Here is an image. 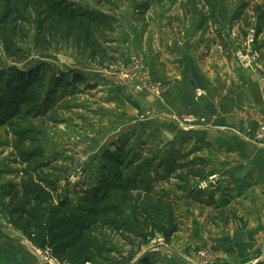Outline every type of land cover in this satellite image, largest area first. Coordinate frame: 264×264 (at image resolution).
I'll return each mask as SVG.
<instances>
[{
	"label": "rangeland",
	"instance_id": "374dc122",
	"mask_svg": "<svg viewBox=\"0 0 264 264\" xmlns=\"http://www.w3.org/2000/svg\"><path fill=\"white\" fill-rule=\"evenodd\" d=\"M98 1L81 0L79 3L94 9ZM135 1L116 0L118 29H123L129 38H136L137 48L128 56L121 49L124 59L112 70L96 69L78 60L76 50L36 54L29 48L30 59L19 64L0 42V70L14 66L29 70L45 63L62 71L80 72L83 76V82L75 88L76 95L59 101L58 110L46 119L19 121L13 127L0 128V182L18 181L26 168L14 145L15 129L32 128L41 132L45 157L60 169L69 170L71 186L79 189L96 185L104 152L114 149L125 137L133 138L131 144L136 148L147 144L156 153L163 151L165 156L172 150L181 151L186 163L207 164L212 175L191 181L184 195L175 189L180 184L175 180L156 184L153 193L166 191L183 197L191 191L199 192L205 199L214 197L215 206L206 207L193 200L180 204V230L168 242L155 223L138 216L135 204L139 195L134 196L129 206L110 204L113 211L95 228L96 264H247V248L238 243L248 238L247 247L251 243L253 249L264 252V238L262 242L256 241L257 234H264V221L249 240L252 235L246 230L251 227H244L238 202L216 200L220 176L215 169V158L209 154L218 155L221 151L204 145L193 133L207 124L208 117L186 114L172 118L155 112L153 96L160 95L166 85L155 80L154 74L157 70L163 74L164 69L167 73L173 62L183 58L186 70L195 76L191 82L193 93L205 104L208 81L215 84L234 77L233 71L241 66L255 77L264 93V27L257 35V19H253L252 12V7L264 4V0H152L145 15L137 14ZM243 6L246 9L240 10ZM176 49L181 53L184 49L187 54H178ZM191 54L194 58L189 60L187 56ZM134 57L142 61L145 75L133 70ZM196 66L206 75L208 81L199 71L206 85L201 78L197 85ZM227 94L230 95L229 90L223 92V96ZM245 100L231 115L236 129L222 131L231 133L226 135L233 140L235 137L252 138L264 147V114L254 101L248 97ZM168 122H176L181 132L159 129ZM158 129L163 134L157 133ZM138 206L141 207V202ZM0 264H58L24 238L8 218L1 200Z\"/></svg>",
	"mask_w": 264,
	"mask_h": 264
},
{
	"label": "trees",
	"instance_id": "16d2710c",
	"mask_svg": "<svg viewBox=\"0 0 264 264\" xmlns=\"http://www.w3.org/2000/svg\"><path fill=\"white\" fill-rule=\"evenodd\" d=\"M80 1L0 0V42L6 53L21 64L30 59L29 48L36 54L76 50L77 59L89 66L114 69L124 59L114 38L119 4L99 0L98 8L90 9ZM151 1L136 0L137 14L145 15ZM252 12L258 35L264 27V4L254 5ZM82 82L80 72L45 63L29 70L18 66L0 70V128L46 119L58 110L59 101L76 95ZM13 136L26 168L18 181L0 182V200L24 238L58 264H96L95 228L113 211L110 204L129 206L139 195L138 216L155 223L168 242L180 230V204L193 200L215 206L214 197L205 199L199 192L183 197L153 193L156 184L175 180L180 183L175 189L184 195L191 181L212 175L207 164L186 163L181 151L165 156L147 144L136 148L133 138L125 137L104 152L96 185L79 189L71 186L69 170L45 157L41 132L15 129Z\"/></svg>",
	"mask_w": 264,
	"mask_h": 264
},
{
	"label": "crops",
	"instance_id": "0c3cea01",
	"mask_svg": "<svg viewBox=\"0 0 264 264\" xmlns=\"http://www.w3.org/2000/svg\"><path fill=\"white\" fill-rule=\"evenodd\" d=\"M115 37L117 46L120 49H124L127 56L131 55L132 51L137 48L134 45L136 38H129L123 29H118ZM139 51L142 52V49ZM143 52L147 51L143 49ZM176 52L178 54H187V51L184 49H182V53L179 49H176ZM175 53L171 52L170 54L175 55ZM187 57L190 58L189 60H192L194 55L191 54V56L188 55ZM164 70L163 74L158 73V70L154 74L155 80L166 85L165 90L160 95L153 96L154 111L168 114L172 118H178L186 114L205 115L208 117V119L206 118L207 124L194 130L193 133L204 145L209 146L212 150L215 148L221 151V154L218 155L214 151L215 155L209 154L215 158L214 161L217 163V165L215 164L217 166L215 169L218 170V175L220 176L218 189L215 191L216 200L224 201L225 199H231L238 202L236 204L239 208V216L243 218L244 227H247V225L251 227L246 232L251 233L252 236H250L249 240H252V237L263 225L264 147L258 145L252 138L235 137V140H233L229 136L232 135L231 133L222 130L236 129V122L231 115L242 106V103L246 102L245 97L254 101L258 105L259 110L264 114L263 90L259 89L254 80L255 77L250 75L245 67L238 66L233 71L234 77H227L223 81L218 79L219 81L215 84H211V80L208 81L206 75L200 71V68H197L198 80L201 78L206 85L200 74L202 72L208 81V102L202 104L193 93L195 90L191 82L195 76L193 74L190 75L189 70H186L183 58L182 60L173 62L171 70L167 73H164ZM198 80H196L197 85L201 83ZM105 90L111 91L112 89ZM225 90H229L230 95L223 96ZM146 109L150 108L146 107ZM175 123H165L160 125L159 129L174 130L178 134L181 130H177L179 126L175 125ZM159 129L157 133L163 134L159 132ZM247 242H249L248 238L246 240L242 238L238 243L243 248H247L245 249L247 264L255 262L264 264L263 250L253 249L251 243H249L250 247H247Z\"/></svg>",
	"mask_w": 264,
	"mask_h": 264
},
{
	"label": "built area",
	"instance_id": "2783aa9c",
	"mask_svg": "<svg viewBox=\"0 0 264 264\" xmlns=\"http://www.w3.org/2000/svg\"><path fill=\"white\" fill-rule=\"evenodd\" d=\"M133 70L136 71L138 73V75H142V74L145 75L146 74L145 73V67H144L142 61L138 58H135V57L133 58ZM263 221H264V219H263ZM263 235L264 234H262V232L257 234V236H256L257 243L262 242V240L264 238Z\"/></svg>",
	"mask_w": 264,
	"mask_h": 264
}]
</instances>
